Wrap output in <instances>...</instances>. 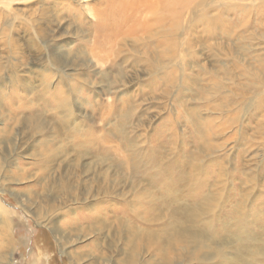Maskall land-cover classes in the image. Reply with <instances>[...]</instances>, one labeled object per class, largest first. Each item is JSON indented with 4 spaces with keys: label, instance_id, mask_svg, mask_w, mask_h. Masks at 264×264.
<instances>
[{
    "label": "rangeland",
    "instance_id": "rangeland-1",
    "mask_svg": "<svg viewBox=\"0 0 264 264\" xmlns=\"http://www.w3.org/2000/svg\"><path fill=\"white\" fill-rule=\"evenodd\" d=\"M104 5L0 0L12 264H264V0L110 37Z\"/></svg>",
    "mask_w": 264,
    "mask_h": 264
},
{
    "label": "bare ground",
    "instance_id": "bare-ground-1",
    "mask_svg": "<svg viewBox=\"0 0 264 264\" xmlns=\"http://www.w3.org/2000/svg\"><path fill=\"white\" fill-rule=\"evenodd\" d=\"M84 1V0H79ZM193 0H104V8L94 12L96 24L99 30L110 36L125 35L133 33L141 29L150 30L161 26L163 21L169 20L177 22L182 13V9L190 7ZM4 5H8L7 1H3ZM86 5V3H84ZM87 14L91 15L92 11L89 7L84 9ZM177 19V20H176ZM0 206V215H3L1 222L6 226L5 236L0 242V264H12L11 262V246L14 238L11 235V221L9 210ZM3 227V226H2ZM5 229V228H4ZM55 233L59 232L54 230ZM58 243H63L60 234H55ZM13 248V247H12ZM132 255L126 258L124 264H134ZM112 259L99 258L96 264H110Z\"/></svg>",
    "mask_w": 264,
    "mask_h": 264
}]
</instances>
